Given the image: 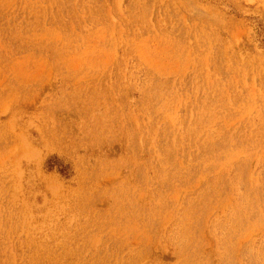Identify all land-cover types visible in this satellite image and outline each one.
Wrapping results in <instances>:
<instances>
[{
	"label": "rangeland",
	"instance_id": "374dc122",
	"mask_svg": "<svg viewBox=\"0 0 264 264\" xmlns=\"http://www.w3.org/2000/svg\"><path fill=\"white\" fill-rule=\"evenodd\" d=\"M0 264H264V0H0Z\"/></svg>",
	"mask_w": 264,
	"mask_h": 264
}]
</instances>
